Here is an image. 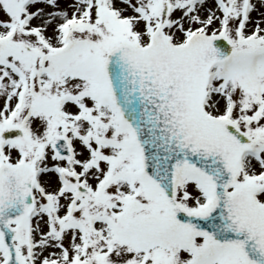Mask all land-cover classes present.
<instances>
[{
	"label": "snow or ice",
	"instance_id": "obj_1",
	"mask_svg": "<svg viewBox=\"0 0 264 264\" xmlns=\"http://www.w3.org/2000/svg\"><path fill=\"white\" fill-rule=\"evenodd\" d=\"M0 264H264V0H0Z\"/></svg>",
	"mask_w": 264,
	"mask_h": 264
}]
</instances>
